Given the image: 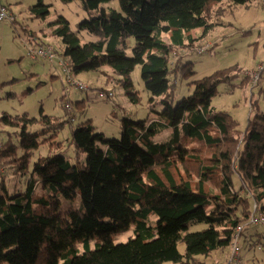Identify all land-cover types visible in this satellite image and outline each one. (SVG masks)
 Listing matches in <instances>:
<instances>
[{
  "label": "trees",
  "instance_id": "16d2710c",
  "mask_svg": "<svg viewBox=\"0 0 264 264\" xmlns=\"http://www.w3.org/2000/svg\"><path fill=\"white\" fill-rule=\"evenodd\" d=\"M80 1L88 18L78 30L97 39L83 43L59 16L50 23L64 44L59 57L80 77L106 74V67L133 103L139 96L132 72L139 66L153 116L135 120L121 110L119 138L99 132L90 119L59 138L72 118L42 109L39 118L0 114V123L16 128L8 140L0 138V167L9 163L28 183L24 191H0V264H204L200 256L229 248L239 226L241 239L258 227L251 215H264V112L240 131L215 109L217 86L234 85L237 74L229 68L192 81V92L178 98V80L196 73L179 49L192 45L193 30L204 37L214 29L222 5L255 0H118L120 10L102 7L112 0ZM49 7L38 0L32 11L45 18ZM260 67L253 69L255 82L253 71L243 82L259 85ZM78 197L79 206L63 207ZM198 224L205 227L190 231ZM132 225L134 236L116 243L113 235Z\"/></svg>",
  "mask_w": 264,
  "mask_h": 264
},
{
  "label": "rangeland",
  "instance_id": "374dc122",
  "mask_svg": "<svg viewBox=\"0 0 264 264\" xmlns=\"http://www.w3.org/2000/svg\"><path fill=\"white\" fill-rule=\"evenodd\" d=\"M264 0H255L250 5H222L220 14L213 20L217 23L213 30L202 37V29L191 32L192 45L185 43L186 48L179 49L186 59L193 62L195 74L188 79H179L177 97L189 95L193 90L192 81L211 75L217 70L233 69L237 76L234 85L220 83L217 94L212 99V105L217 111L228 113L237 122V128L243 131L248 126L249 118L264 112V79L259 85L243 82L246 71L258 70L264 65ZM14 16L13 22L0 23V114L39 118L41 109L44 114L57 116L62 120L72 118L66 123L59 138L71 136L72 130L78 124L87 120L96 126L99 132L107 137L119 138L121 129V112L131 115L135 120L152 117L148 108L149 92L145 89L139 66L133 67L132 81L134 90L139 96L138 103H133L125 94L106 67L108 73L90 71L81 74L86 83V91L75 89L63 77H55L50 69V63L34 60L30 53L40 45H51L57 55L63 53L64 44L61 38L52 35L50 23L59 16H64L70 22L71 29L77 33L83 43L95 41L97 38L85 31L78 30V24L88 14L83 10L80 0L63 2L62 0H45L49 4V14L45 18L36 17L32 7L38 0H4ZM102 7L119 9L118 0L105 3ZM120 10V9H119ZM222 10V12H221ZM222 14V15H221ZM165 40L168 37L164 36ZM212 48L198 52L205 45ZM208 48V49H209ZM130 55V51H128ZM175 59V58H174ZM173 59V60H174ZM173 63V61H172ZM105 87L114 93L113 100L99 98L97 89ZM70 103L68 111L65 103ZM117 109L116 112H114ZM122 110V111H121ZM11 128L0 123V138L8 140ZM19 135H13L12 141L18 143ZM44 149V148H42ZM41 149V150H42ZM40 150V151H41ZM21 154L20 148L17 149ZM43 154L46 152L42 150ZM5 169L0 167V191L6 188L10 193L27 189V176H21L18 171L5 163ZM234 183L239 185V178L234 175ZM41 189V188H40ZM69 204L79 206L78 197L72 203L63 201V207ZM152 220L157 217L152 215ZM205 224L193 225L190 231L201 230ZM261 233V237L256 234ZM134 236V226L113 235L116 243L126 242ZM247 239V240H246ZM241 264H264V225L249 229L246 237L240 239ZM179 250L184 252V244ZM230 247L214 251L210 256L198 258L204 264H224L227 261ZM165 264H178L168 261Z\"/></svg>",
  "mask_w": 264,
  "mask_h": 264
},
{
  "label": "built area",
  "instance_id": "2783aa9c",
  "mask_svg": "<svg viewBox=\"0 0 264 264\" xmlns=\"http://www.w3.org/2000/svg\"><path fill=\"white\" fill-rule=\"evenodd\" d=\"M4 0H0V23L13 22L14 16L11 13L10 9L4 4ZM264 6V1H263ZM209 48V45L199 48L198 52H205ZM30 57L34 60H40L42 63H50L51 72L54 75L63 77V81H66L70 86L74 87L80 91H86L88 86L80 78L72 73L69 63L67 60L59 57L57 52L51 45H40L37 49L33 50L30 54ZM262 67H260L261 69ZM251 75V82H255L259 77V72L249 73ZM99 98L111 99L114 98V93L112 91H100L98 93ZM70 109L69 105H66ZM250 223L254 226H263L264 225V215L261 213H253L251 215ZM242 230V227L239 226L234 235V238L231 242L230 252L225 264H241V243L239 231Z\"/></svg>",
  "mask_w": 264,
  "mask_h": 264
}]
</instances>
